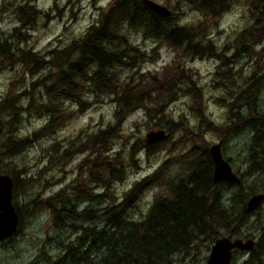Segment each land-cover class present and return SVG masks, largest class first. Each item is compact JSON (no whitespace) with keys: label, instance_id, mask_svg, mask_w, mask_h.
<instances>
[{"label":"trees","instance_id":"1","mask_svg":"<svg viewBox=\"0 0 264 264\" xmlns=\"http://www.w3.org/2000/svg\"><path fill=\"white\" fill-rule=\"evenodd\" d=\"M34 1L0 0V8L2 10L11 8L17 21L21 19L19 22L22 25L13 28L12 34L0 33V61L2 62L6 57L11 59L10 62L17 61L20 56L23 61H30V65L35 66L32 70L28 67L31 73L44 72L48 67L55 69L54 73L47 72L31 86L32 90L34 86H38V93L41 94L39 98L28 96L31 100L25 111L31 110L37 103L36 112L47 117L46 125L35 132L32 139L52 134L63 124L61 112L64 111L65 100L75 101V105H79V112H84L89 105L87 101L89 97L95 100L98 96L102 99L112 96L111 100L117 108L115 117L119 125L136 109L144 108L150 117L153 116L155 111L150 110L148 104L149 102L152 103L151 105L159 104L161 107L160 101L164 97L166 80L157 74L146 77L145 74L135 72L134 80L128 76L130 82L125 81L122 84L117 74L123 67L127 69L134 67L132 71L140 67L133 61L131 63L125 61L130 60V57L131 59L135 56L139 57L138 49L129 40L132 33H142L144 38L161 39L199 57L216 56L224 63L222 67L217 66L215 74L231 67L227 56L222 53V48L212 44L208 36L204 40L205 32L201 25L194 23V26L189 27L188 23L180 24V19L176 21L173 12L169 17L158 15L149 10L143 0H113L108 9L101 13L99 20L89 26L78 41H74L69 47L48 50L43 57L31 55L23 49L20 51L19 47L28 39L27 32L23 33L21 29L34 26L37 21L36 16L40 13L35 8ZM233 1L235 0H183L182 2L196 8L203 16H219ZM247 3L254 12V22L247 36L239 38L241 42L237 49L248 57L250 55L254 57L255 69L252 70L253 75L247 79L246 93H236L237 97L231 94L233 102H242V104H232L230 107L237 109L230 118L228 116V119L234 123L226 127L212 123L198 108L196 129L189 127L185 131L186 134L192 135L194 131L204 135L209 130L227 137L239 134L245 126L252 127V131L249 128L246 132L247 134L253 132L248 144V159L252 163V168L259 154L264 155V129L255 122V118L263 120L257 109V103L260 90L264 88V60L262 63L260 60V54L264 53V0H247ZM192 28H195L197 35ZM18 51L21 55H17ZM223 75V83L229 82L228 74L222 73L221 77ZM220 85V82L216 83L215 89ZM221 86L226 89V93H232L226 85ZM173 87L169 84L170 95L177 89L174 90ZM153 90H156L155 95L150 97ZM190 92L191 88L188 93L195 99L196 94ZM25 93L26 91L22 94ZM147 96L150 97L148 102ZM15 98L10 97L6 107L10 118L9 124L12 125L10 132L14 131V124L18 121V114L22 108L18 107ZM196 103L200 106V93ZM247 106L251 108L250 115L253 117L250 115L246 117V120L250 121L248 124L240 123L244 117L239 111ZM167 123L171 125L165 129L169 134L167 139L147 142L144 137V140L132 142L127 147L126 157L120 152L113 153L112 147L110 148L108 144L110 139L118 136L116 126L101 130L92 137L91 142L88 140L91 147H94L93 152H90L89 148L75 149L83 152L85 166L82 175L75 180V186L64 188L56 196L41 201V204L43 208L52 212L50 215L56 228H71L78 234L77 244L60 241L62 255L52 260L46 255L48 264H156L160 261L168 264L171 256L189 252L197 241L215 238L220 229L229 230L234 226L235 232L239 233L240 227L245 225L251 216L256 215V221L259 222L264 219V206L256 213L246 208L247 201L252 195L264 191V178L249 183H246L242 177L237 183L228 181L213 183V162L209 146L202 147L200 146L202 144H197L195 140L190 141L196 145L190 150L194 153L189 151L186 155L184 153L182 157L172 160V164L181 165L178 171L164 177L165 165L162 164L152 174L136 180L122 195L116 196L110 192L109 189L114 183L125 182L128 169L132 167L138 169L134 159L136 151L144 148L147 159L158 155L160 148L170 139L171 133L181 126L171 119ZM154 125L163 127L160 121L155 122ZM3 129L2 126L0 136ZM156 129L164 128L152 130ZM30 141L29 138H16L12 135L6 139L3 146L0 144V148L2 153L11 157L29 146ZM69 157L68 151L60 153L62 159ZM259 169L260 166L254 168V172ZM13 182L15 187L16 178H13ZM92 183L94 188L101 186L105 190L100 194L90 193L88 189H91ZM232 184L236 185V188L232 189L228 196L223 197L221 194L223 188ZM155 186L157 192H153L152 203L143 214L135 204L144 190L153 189ZM77 196H82L83 199L77 200ZM78 201L97 202L100 207L85 205L81 208L82 206H78L80 203L77 204ZM32 207L35 208V205L32 204ZM136 211L137 216H135ZM259 222L258 226L261 224ZM21 227L19 221L15 234ZM247 236L252 234L249 233ZM258 240L257 244L260 246L264 236L262 235ZM259 261L258 255L254 254L243 264H255Z\"/></svg>","mask_w":264,"mask_h":264},{"label":"rangeland","instance_id":"2","mask_svg":"<svg viewBox=\"0 0 264 264\" xmlns=\"http://www.w3.org/2000/svg\"><path fill=\"white\" fill-rule=\"evenodd\" d=\"M154 1L169 8L173 12L175 20L180 19V24L188 23L189 27L194 26V23L201 25L205 32L204 40L208 36L211 38L212 44L220 46L231 67L215 74L217 66L222 67L224 63L216 56L199 57L182 48L165 43L161 39L144 38L142 33H132L129 40L142 54L138 53L139 57L135 56L132 59L130 57V60L125 61L129 63L133 61L140 67L133 71L134 67L131 69L123 67L124 69L118 70L117 74L122 84L128 81V76L134 80V73L138 72V74H145L146 77L157 74L168 83L170 82L169 84L174 86V90L177 88L174 94L170 95L169 84L165 81L168 86L164 85V97L160 101L161 107L159 104L151 105L150 102L148 104L150 110L155 111L151 117L144 108L136 109L119 125L115 117L117 108L111 100L112 96L104 99L98 96L95 99L97 103L92 97H89L87 99L89 105L84 112H79V105H75V101L65 100L63 102L64 111L61 112L64 119L63 124L52 134L32 139L33 134L46 125L47 117L36 112L37 103L31 110L25 111L31 100L28 96L39 98L41 94L38 93V86H34V90L31 86L47 72L54 73L55 69L48 67L44 72L31 73L28 67L32 70V67L35 66H31L30 61L20 59V56L17 61H12L13 64L7 57L2 59V62L0 61V124L4 127L0 136V144L3 146L6 139L12 135L16 138L31 140L29 146L18 154L11 157L6 155L0 157V172L11 175L17 181L16 186H13L12 202L16 210L19 211V221L22 225L14 236L1 241L0 264H48L46 255L51 260L62 255L60 241L66 244L70 242L77 244L78 234L71 228H56L50 215L52 212L50 209L43 208L41 201L56 196L64 188L75 185V180L82 175V169L85 166L83 152L75 149L89 148L90 152H93L94 147H91L88 140L91 142L92 137L109 127H118V136L110 139L109 147H112L113 153L120 152L122 156L126 157L129 144L137 140H144L149 130L167 129L171 126L167 123L169 119L181 125L175 129L174 133H171L170 139L160 148L158 155L147 159L144 148L136 151L134 159H136L138 169L134 167L128 169L126 173L128 177L125 182H116L109 189L116 196L122 195L136 180L152 174L162 164L165 165L163 168L164 177L169 176L171 172L178 171L181 165L172 164V160L182 157L184 153L186 155L196 146L190 143L191 140L202 144L200 145L202 147L206 145L210 147L221 141L222 156L239 178L242 177L246 183L264 178V155L259 154L256 164L252 168V163L248 159V144L253 132L248 134L246 132L249 128L252 131V127L245 126V129L239 134L227 137L217 135L218 133L209 130L204 135L194 131L192 135L186 134L185 131L189 127L196 129L198 108L209 117L212 123L225 127L234 123L228 119V116L230 118L237 112V109L230 107L232 104H242V102H233L231 94L237 97L236 93H246L247 79L253 75L252 70L255 69L254 57L251 55L248 57L240 49H237L241 42L239 38L247 36L249 28L254 22V12L250 10L247 0L233 1L229 8L221 12L219 16H203L199 10L182 2L183 0ZM112 2L113 0H35L33 4L40 13L36 16L37 21L34 26L21 29L23 33L27 32L28 39L20 45V51L23 49L31 55L43 57L48 50L69 47L71 43L78 41L84 35L89 26L99 20L101 13L107 10ZM178 3H180L179 6H176ZM0 12V33L2 35L12 34L13 28L22 27L19 22L21 19L17 21L11 8L8 10L0 8ZM44 13L48 14V17L45 18L46 14ZM192 29L196 34L195 28ZM20 51L17 55H21ZM260 60L261 63L264 60L263 52L260 54ZM229 68L230 71H228ZM222 73L228 74L229 82L223 83L224 75L221 77ZM218 82L229 87L232 93H226V89L221 85L215 89L214 85ZM190 88V93L196 94L195 99L188 93ZM25 91L26 93L23 95L22 93ZM155 91L153 90L150 97L155 95ZM199 93L200 106L196 103ZM86 95L91 96V94ZM10 97H16L18 107H22L18 114V121L14 124L13 132L9 130L12 125L9 124V113L6 110ZM150 97H146L147 102ZM258 99L257 109L263 116V120L255 118V122L264 129V88L260 90ZM247 107H243L239 111L244 117L240 123L248 124L250 122L246 120V117L251 114V108ZM158 121L163 127L154 125ZM62 151H68L70 157L60 158ZM190 152L194 153V151ZM258 166L260 169L254 172V168ZM93 185L92 183L91 189H88L90 193L100 194L105 190L101 186L94 188ZM235 186L234 184L227 185L220 193L223 197L228 196L231 190L236 188ZM154 188V190L150 188L144 190L135 204L143 214L152 203L153 192H157V187ZM82 199V196H77V200ZM221 199L223 200L222 196ZM78 203H80L79 207L82 206L81 208L85 205L100 207L97 202L78 201ZM32 204L35 205V208L32 207ZM262 206H264V202L260 204L259 208ZM259 208L250 212H259ZM137 213L136 211L135 216ZM258 222L256 215H253L245 225L240 227L239 233L236 232L235 236L237 237L253 238L255 246L253 252L250 253H233L234 258L232 257L231 264H243L254 254L258 255L260 259L259 263L255 264H264V241L260 246L257 244V240L262 235L264 236L262 228L264 219L259 222L261 223L259 226ZM232 228L229 230L220 229L218 236L213 239L197 241L189 252L171 256L168 264H206L214 240L221 236H228ZM249 233L252 236H247Z\"/></svg>","mask_w":264,"mask_h":264},{"label":"water","instance_id":"3","mask_svg":"<svg viewBox=\"0 0 264 264\" xmlns=\"http://www.w3.org/2000/svg\"><path fill=\"white\" fill-rule=\"evenodd\" d=\"M145 6L157 13L158 15L169 17L172 11L165 5L154 0H143ZM0 126V132H1ZM169 134L164 129L150 130L145 135V141L157 142L165 140ZM209 152L213 162L212 180L217 183L220 180L227 179L231 182H238L239 177L232 171L229 163L223 158L221 153V141L214 143L209 147ZM13 179L8 174H0V241L12 236L17 229V213L12 203ZM264 201V191L252 195L247 201V210H256L261 202ZM264 230V225H263ZM234 227L230 230L228 236H222L215 239L211 246L210 253L207 257L206 264H231L232 250L234 248L240 250H251L255 241L253 238L243 240L241 238L232 237ZM156 264H166L165 262H157Z\"/></svg>","mask_w":264,"mask_h":264},{"label":"flooded vegetation","instance_id":"4","mask_svg":"<svg viewBox=\"0 0 264 264\" xmlns=\"http://www.w3.org/2000/svg\"><path fill=\"white\" fill-rule=\"evenodd\" d=\"M0 126H1V129H2V125L0 124ZM1 132H2V130H1ZM2 156H5V153L3 152L2 153V151L0 152V157H2ZM0 174H6V173H1L0 172ZM9 175V174H8ZM13 179V178H12ZM14 183V182H13ZM226 183V182H225ZM14 205V204H13ZM15 207V206H14ZM15 210H16V208H15ZM17 211V210H16ZM17 214H18V212H17ZM18 220H19V214H18ZM234 227V226H233ZM235 229V228H234ZM234 231V230H233ZM233 234H232V238L234 239V238H237V236H235V235H237V233L236 232H232ZM238 238H241V239H243V240H246V239H244L243 237H238ZM6 239H4V241H5ZM2 242H3V240H2ZM0 243H1V241H0ZM253 250H254V248H252L251 250H249V251H246V250H240V249H233V253H236V252H253Z\"/></svg>","mask_w":264,"mask_h":264},{"label":"bare ground","instance_id":"5","mask_svg":"<svg viewBox=\"0 0 264 264\" xmlns=\"http://www.w3.org/2000/svg\"><path fill=\"white\" fill-rule=\"evenodd\" d=\"M152 11V10H151ZM152 12H154V11H152ZM155 13V12H154ZM157 14V13H156ZM33 62V61H32ZM165 130V129H164ZM165 132H166V130H165ZM1 133V132H0ZM167 133V132H166ZM168 134V133H167ZM157 142H159V141H157ZM240 179V178H239ZM221 181H228V182H231V181H229V180H227V179H224V180H220V181H218L217 183H219V182H221ZM217 183H215V184H217ZM231 183H237V182H231ZM75 186V185H74ZM81 186V185H80ZM83 189V188H82ZM78 190V189H77ZM74 193V192H73ZM12 194H13V190H12ZM12 199H13V197H12ZM263 202V201H262ZM261 202V203H262ZM13 203V202H12ZM259 208V207H258ZM16 211V210H15ZM16 213H17V211H16ZM17 217H18V214H17ZM18 223H19V220L17 221V228H18ZM16 231H17V229H16ZM15 231V232H16ZM234 231H235V229H234ZM15 234V233H14ZM13 234V235H14ZM12 235V236H13ZM11 237V236H10ZM222 237V236H221ZM219 238V237H218ZM7 239V238H6ZM232 239V238H231ZM255 241V240H254ZM254 246H255V244H254ZM254 248V247H253ZM235 249V248H234ZM246 251H249V250H246ZM232 257H233V250H232ZM234 258V257H233ZM231 263H232V259H231Z\"/></svg>","mask_w":264,"mask_h":264}]
</instances>
